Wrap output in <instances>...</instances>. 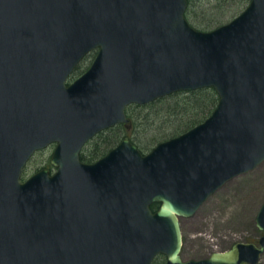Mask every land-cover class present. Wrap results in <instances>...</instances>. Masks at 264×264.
Instances as JSON below:
<instances>
[{
  "label": "water",
  "instance_id": "obj_1",
  "mask_svg": "<svg viewBox=\"0 0 264 264\" xmlns=\"http://www.w3.org/2000/svg\"><path fill=\"white\" fill-rule=\"evenodd\" d=\"M186 0H0V264H257V242L182 259L180 218L264 160V0L211 30ZM96 50L88 68L67 79ZM212 87L203 121L142 153L85 143L129 104ZM55 143L26 179L32 155ZM157 203L153 210L151 204Z\"/></svg>",
  "mask_w": 264,
  "mask_h": 264
},
{
  "label": "rangeland",
  "instance_id": "obj_2",
  "mask_svg": "<svg viewBox=\"0 0 264 264\" xmlns=\"http://www.w3.org/2000/svg\"><path fill=\"white\" fill-rule=\"evenodd\" d=\"M246 1L198 0L196 11L199 16L200 14L207 16V14L215 13V8L223 5L224 7L221 6L218 12L223 24L240 13L245 8L242 7ZM212 7L214 8L212 9ZM188 20L194 28L205 30L204 27L198 25V20L194 19V16ZM94 55L95 51H92L85 56L73 72L70 81L79 76L89 66ZM206 96L205 94L203 98ZM203 98L202 96L198 97V99L204 100ZM178 99L165 101L149 108L139 106L125 109L130 123L122 128H127V136L141 152H149L158 141L177 136L205 119L200 122L196 121V124L191 123L192 115L195 116L196 114L194 111L184 117L166 115V111L163 109ZM197 114L199 115L198 111ZM201 118L202 115L198 120ZM121 129H107L88 141L81 151L84 156H92L86 162L95 161L118 143L123 134ZM53 148L54 145L52 144L37 151L24 167L21 179H26L41 167H49L53 171L54 169L49 164ZM263 199L264 160L253 169L226 181L201 204L194 215L180 218L182 232L180 255L182 259L204 258L213 251L229 248L237 241L257 242L261 231L255 225V216ZM257 264H264V252Z\"/></svg>",
  "mask_w": 264,
  "mask_h": 264
},
{
  "label": "trees",
  "instance_id": "obj_3",
  "mask_svg": "<svg viewBox=\"0 0 264 264\" xmlns=\"http://www.w3.org/2000/svg\"><path fill=\"white\" fill-rule=\"evenodd\" d=\"M186 2H187V7H186V10H185V17H186L187 20L191 19L192 16H194V19L198 20V25L204 27L205 30H210L211 28H215V27H217V26L222 24V18L218 15V12H219V8L221 6L224 7L223 5H220L218 8H215V13L213 12V13L207 14V16L200 14V16H199V14H197V11H196V8H197L196 5L198 3V0H186ZM248 2H249V0H247L245 2V4L247 5ZM245 4L243 5L242 8H244L246 6ZM213 8L214 7H212V9ZM209 9H211V8H209ZM193 10H194V12H193ZM76 69H77V67H76ZM205 94L207 96L203 98V96ZM193 96H195V97H193ZM201 96H202V98L204 100L198 99V97H201ZM176 99H178V100L175 101L173 104L167 105L163 109L164 111H166V115L184 117L185 115H189L191 112L194 111V113H196V114H195V116L192 115L191 123L193 122V124H196V121L200 122L201 120L206 118L211 113V111L213 110V108L215 107V105L217 103L218 97H217V94H216V92L214 91L213 88H201V89H196V90H191V91H178V92H174L172 94H169L167 96H163V97L157 98L154 101H152L150 103H147V104H144V105L131 104V105L126 107V110L131 108V107L134 108V107H139V106L144 107V108H149L150 106H153V105L165 102V101H173V100H176ZM197 111L199 112V115L197 114ZM201 115H202V118L200 120H198V118ZM129 123H130V119L128 117V122L126 124H123V123L117 124V125L113 126L112 128L121 129L122 127L128 126ZM108 129H110V128H108ZM126 129L127 128H122L121 129L122 133H123L121 135L122 137L124 135H127ZM160 141H158V142H160ZM91 157H92L91 155L90 156H84V155L80 154V158L82 160H84V161H86L87 159L89 160ZM156 207H157V203L151 204V208L153 210ZM162 256L163 255H158L153 260V262L151 264H164L165 263V258H163L164 256L163 257ZM160 258H161V260H160Z\"/></svg>",
  "mask_w": 264,
  "mask_h": 264
},
{
  "label": "flooded vegetation",
  "instance_id": "obj_4",
  "mask_svg": "<svg viewBox=\"0 0 264 264\" xmlns=\"http://www.w3.org/2000/svg\"><path fill=\"white\" fill-rule=\"evenodd\" d=\"M111 128H112V127H111ZM122 138H123V137H122ZM122 138H121V139H122ZM121 139H120V140H121ZM120 140H119V141H120ZM119 141H118V142H119ZM51 145H52V144H51ZM53 145H55V144H53ZM50 169H51V168H50ZM51 170H52V169H51Z\"/></svg>",
  "mask_w": 264,
  "mask_h": 264
}]
</instances>
